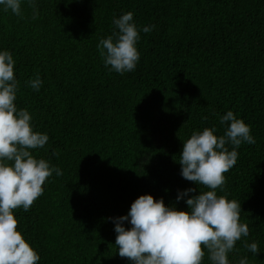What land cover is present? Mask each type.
Masks as SVG:
<instances>
[{"label":"trees","instance_id":"trees-1","mask_svg":"<svg viewBox=\"0 0 264 264\" xmlns=\"http://www.w3.org/2000/svg\"><path fill=\"white\" fill-rule=\"evenodd\" d=\"M23 17L0 6V49L12 52L16 105L49 141L33 154L62 170L49 177L18 230L38 264H131L115 245L111 218L141 194L187 209L178 190H207L184 179L179 156L192 131L216 126L231 109L251 127L224 191L241 203L250 236L229 253L264 264V0H37ZM132 11L140 32L135 70L104 66L97 44L113 17ZM39 91L27 83L36 74ZM207 117V119H205ZM58 153L59 155H54ZM126 227L130 225L125 222ZM258 243L254 255L244 242ZM202 264H210L207 253Z\"/></svg>","mask_w":264,"mask_h":264},{"label":"clouds","instance_id":"clouds-1","mask_svg":"<svg viewBox=\"0 0 264 264\" xmlns=\"http://www.w3.org/2000/svg\"><path fill=\"white\" fill-rule=\"evenodd\" d=\"M26 2L32 7V19H37V0ZM23 3L0 0L4 11L20 17ZM112 24V34L97 44L99 55L110 71L131 72L140 59V32L148 33L155 25L138 28L132 11L113 17ZM15 64L12 52L0 49V264H38L41 257L18 230L15 210L28 211L43 194L46 180L63 173L50 159L33 154V149L45 147L49 135L35 130L29 110L15 103L19 88ZM27 83L39 91L43 81L37 73ZM219 123L224 126L222 134L216 126L204 127L183 141L180 174L207 189L200 188L198 195H189L195 188L178 190L176 200H185L187 209L146 193L131 203L125 215L111 218L117 251L131 264H202L206 253L210 264H231L229 253L238 251L237 241L250 236L249 225L240 220L241 203L226 193L218 195L217 189L224 191V173L235 166L241 144L256 140L250 125L231 109L219 116ZM244 246L254 255L260 252L255 240ZM237 264H249L248 257H240Z\"/></svg>","mask_w":264,"mask_h":264}]
</instances>
